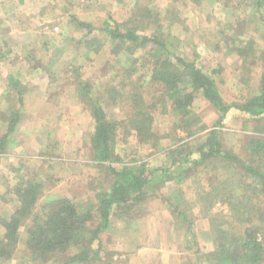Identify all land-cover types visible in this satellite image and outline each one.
Here are the masks:
<instances>
[{"label": "rangeland", "instance_id": "374dc122", "mask_svg": "<svg viewBox=\"0 0 264 264\" xmlns=\"http://www.w3.org/2000/svg\"><path fill=\"white\" fill-rule=\"evenodd\" d=\"M138 8L164 20L160 31L166 35L169 50L213 76L224 101L240 103L258 91L264 71V32L261 18L253 13L251 0H23L20 4L17 0H0V116L4 114L0 135L8 111L18 107L21 114L10 145L0 155V216L14 210L16 202L7 190L19 182H40L37 208L67 198L86 209L96 203L97 191L108 189L112 176L93 161L89 143L92 116L87 102L77 95L72 69L80 67V79L91 81L95 94H102L99 83L104 79L106 62L119 67L122 57L115 60L102 34L98 35V52L90 54L83 44L76 46L82 34L75 30L70 18L76 16L95 24L108 19L123 23L136 13L137 32L154 33L157 23L143 12H136ZM246 42L252 43L255 52L249 46L243 57L234 47ZM10 76L22 92L21 105L10 88ZM133 77H137V82L143 79L137 73ZM112 110L116 120H122L129 115L130 108L119 105ZM192 111L191 120L198 121L187 131L170 110L155 111L152 128L161 148L154 147L152 142L143 143L130 130L126 138H118L115 151L120 160L114 165L144 164L157 173L169 168L164 155L167 150L182 144L191 148L219 128L217 112L200 97ZM219 130L223 146L244 157V144L254 133L245 117L233 109ZM170 177L166 176L149 191L145 210L132 211L128 219L120 215L112 218L110 230L101 236L104 261L112 254L114 264L195 262L194 252L185 244L186 220L200 252L214 249L210 222L200 209L198 189L217 179L237 180L236 175L231 170L214 173L200 166L187 175ZM227 190L236 205H243L239 185ZM246 196V208L241 212L245 217H256L253 223L263 226V199L249 189ZM215 206L214 210L223 207L228 211L225 204ZM175 210L187 215L185 221L175 217ZM25 238V229H21L12 257L1 264H34L25 252Z\"/></svg>", "mask_w": 264, "mask_h": 264}, {"label": "trees", "instance_id": "16d2710c", "mask_svg": "<svg viewBox=\"0 0 264 264\" xmlns=\"http://www.w3.org/2000/svg\"><path fill=\"white\" fill-rule=\"evenodd\" d=\"M17 1L20 4L23 0ZM251 1L253 13L259 15L263 22L264 32V0ZM136 12H143L144 16L152 18L157 23V30L150 35L138 33L134 24L138 17L136 13L134 18L123 23L108 19L95 24L76 16L70 18L75 30L82 34L76 46L83 44L90 54L98 52L101 47L98 35L102 34L115 60H118L117 56L122 57L119 67L106 62L105 80L99 83L102 94H95L91 81L80 79L79 75L83 72L80 67L72 69L77 81V95L87 102L92 116L89 143L93 161L112 176L111 184L107 190L97 191L96 203L86 209L67 198L49 201L37 208L41 184L36 179L9 187L7 192L16 206L10 215L0 216V264L12 257L21 229H25L26 234L25 252L34 264H114L111 262L112 254L109 260L104 261L101 238L110 230L112 218L120 215L128 219L132 211L145 210L149 191L163 182L166 176L187 175L200 166L214 173L231 170L237 180L217 179L198 189L200 209L210 222L214 249L200 252L186 220V248L195 254V262L188 264H264V223L263 226L253 223L256 217H245L241 212L246 208L244 201L247 200L248 189L261 197L264 203V71L255 94L240 103H227L213 76L169 50L166 35L160 31L164 20L145 8H138ZM242 45H236L234 50L244 57L252 43ZM251 49L254 53V48ZM262 55L264 57V51ZM136 73L143 78L139 82L137 77H133ZM9 85L21 105L22 92L12 76ZM145 95L150 99H146ZM197 97L217 112L219 128L233 109L245 117L254 133L244 144V157L223 146V136L217 128L191 148L182 144L167 150L164 155L169 168H163L159 173L144 164L114 165L120 160L115 151L118 138H126L130 130L143 143L152 142L154 147L161 148L159 137L152 128L155 111L164 113L170 110L181 128L189 130L198 121L191 120ZM119 105L130 108L129 115L122 120H116L112 110ZM0 117L2 119L4 114ZM20 119L18 107L8 111L5 129L0 135V155L10 145L11 134L17 129ZM238 185L243 205H236L227 190ZM217 203L221 206L225 204L228 211H224L223 207L214 210ZM174 213L183 221L187 218L184 212L175 210ZM237 232L240 234L236 235Z\"/></svg>", "mask_w": 264, "mask_h": 264}]
</instances>
